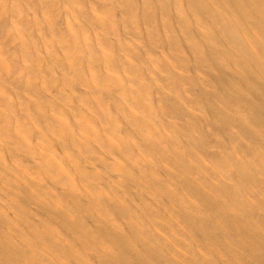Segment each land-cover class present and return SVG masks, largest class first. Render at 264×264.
<instances>
[{
	"label": "bare ground",
	"instance_id": "obj_1",
	"mask_svg": "<svg viewBox=\"0 0 264 264\" xmlns=\"http://www.w3.org/2000/svg\"><path fill=\"white\" fill-rule=\"evenodd\" d=\"M0 264H264V0H0Z\"/></svg>",
	"mask_w": 264,
	"mask_h": 264
}]
</instances>
